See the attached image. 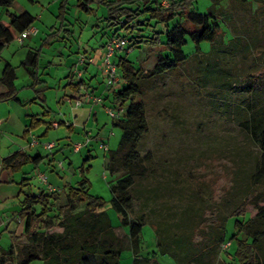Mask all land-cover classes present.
<instances>
[{
	"label": "trees",
	"instance_id": "16d2710c",
	"mask_svg": "<svg viewBox=\"0 0 264 264\" xmlns=\"http://www.w3.org/2000/svg\"><path fill=\"white\" fill-rule=\"evenodd\" d=\"M14 1L0 0V7L9 20L6 24L0 21V54L18 34L31 28L36 21L35 16L28 12L10 13ZM28 1L32 3V0ZM230 1L243 6L252 1L264 3V0ZM195 2L170 0L169 6L164 8L159 0H76L77 8L87 15H96V9L100 7L106 10L100 20L103 22L101 38L106 42L103 40L99 47L105 49L107 41L115 37L127 40L126 53L145 44L152 48L163 46L167 52L162 55L158 51L154 67L147 71L136 68L120 56L112 58L119 80L117 86L110 87L113 88L111 108H123L126 103L128 106L123 118L112 119L113 126L120 128L121 137L117 148L106 152L104 167L111 177L108 183L109 204L119 216V227L124 234L112 226L104 209L107 201L89 193L90 182L86 177H80L63 193L40 190L36 195L31 191V179L22 178L19 185L23 199L18 217L24 222V227L19 236L12 237L16 242L25 241L26 245L17 248L19 262L14 260L13 244L7 250L0 248V264H31L34 261L42 264H119L126 249L132 254L131 264H160L158 255H168L176 264H264V76H257L242 86L239 93L245 98L236 106L239 115L237 125L259 154L245 179H242L240 164L232 162L224 186L219 189L212 187L210 201L194 193L189 194L186 202L184 196L177 199L179 203L173 202L171 198L179 194V190H174V180H158L151 165L152 154L141 152L149 126L145 104L138 99L144 96V85L150 79L174 72L190 62L183 52L186 36L198 52L202 43L211 44V58L207 62L196 55L205 83L219 89L232 87L230 74L221 68L216 57L225 45L224 31L215 16L216 10L199 14L192 10ZM91 4H95L96 9L90 7ZM66 5V1L60 3V20H64ZM94 26L99 28L98 24ZM158 26L164 27L163 31H158ZM52 33L39 48L28 51L21 63L36 81L40 50L50 44ZM164 34L165 41L162 42ZM233 39L230 44L236 48L242 40L235 36ZM250 47L247 41L242 52ZM81 54L86 55V52ZM67 77V86L72 89L86 86L83 80L73 85L74 77L71 74ZM15 80V68L5 65L1 75L5 91L0 94V103L19 101ZM118 83L121 84L118 86ZM39 123L41 121L32 119L29 130L37 129ZM42 160L41 156L32 158L17 151L4 158L2 164L12 173H18L28 165L36 170ZM88 160L89 157L84 162ZM163 192L169 195V199L159 203ZM247 207H252L255 213L243 219L248 213ZM230 217H236V220L234 232L228 237L226 222ZM145 225L155 233L156 250L150 253H143L141 236ZM226 242H230V246L222 249Z\"/></svg>",
	"mask_w": 264,
	"mask_h": 264
},
{
	"label": "rangeland",
	"instance_id": "374dc122",
	"mask_svg": "<svg viewBox=\"0 0 264 264\" xmlns=\"http://www.w3.org/2000/svg\"><path fill=\"white\" fill-rule=\"evenodd\" d=\"M34 1L35 3L28 0H15L9 12L15 15L28 12L35 16L36 21L33 26L38 31L37 35L25 39L22 44L14 40L4 51L2 58L4 61H10L14 67H18L15 81L18 100L23 102L35 98V102L29 105L33 114L50 110L51 119L60 122L67 107L58 105L57 101L63 95V87L69 82L67 76L84 49L93 53L103 42L104 39L101 38L100 33L103 22L100 20L106 10L104 7L96 9V5L91 4L90 7L96 9V15L92 16L80 11L76 6V0ZM62 1L67 2L64 20L58 18ZM192 10L199 14H208L216 10L215 16L224 31L225 43L216 57L220 61L221 68L230 74L229 82L232 89H219L213 84L205 83L203 72L196 63V55L207 62L211 58V44L202 43L201 51L198 52L195 44L189 36H186L187 44L183 46V52L190 62L174 72L150 79L144 85V96L138 99L145 104L149 126L148 133L142 141L141 152L152 154L151 165L157 172L158 180H177V182L173 181V186L174 190H179V194L171 199L178 203L180 201L177 199H183L182 196H184L186 202L189 194L194 193L201 199L210 201L212 187L219 189L224 186L228 178L227 171L232 167V162L240 164L243 170L242 179H245L259 154L257 148L237 125L239 115L236 106L245 98L239 93L242 86L257 76H264V3L257 4L252 1L243 6L230 0H196ZM0 21L8 23V16L1 7ZM95 24H98L99 28H96ZM163 29L164 27H157L158 31ZM51 32L53 33L50 44L40 50L36 81L28 75L21 63L26 59L27 51L39 48ZM233 36L242 40L240 43H235L236 48L230 44L235 40ZM161 41H165V34L161 37ZM247 41L251 47L243 53V45L247 44ZM158 51L162 55L167 53L163 50V46L152 48L145 44L134 48L131 52L121 51L115 55L127 59L136 68L141 67L147 71L154 67ZM3 60L0 64L4 62ZM2 69L3 67L0 73ZM79 79L74 77L75 82ZM83 80L91 86L89 92L93 90L103 101L104 93L111 98L112 91L111 89L107 91L106 81L98 71L96 72L95 65L88 66L87 72L83 71ZM120 84L118 83V86ZM43 97L46 98V102L40 101ZM104 103L105 106L99 105L97 108L98 121L91 119L87 129L92 131L93 137H98L104 142L107 150H115L121 137V130L113 126V120L106 113V108L111 107L110 101L105 100ZM0 104L2 105L0 116L3 118V127L0 131L4 132L3 136H0V155H6L9 149H17L19 145H24L22 135L30 119L25 117L24 107L18 103ZM127 106V103L123 105L122 118ZM68 134L65 126L61 125L57 129H49L48 137L40 138V143L41 145L46 142L65 143L70 139ZM74 139L79 141L77 143H85L76 135L71 140L74 141ZM97 143L94 144L91 152L93 158L83 163L82 160L87 154L86 149H83L81 154H77L65 148L61 154L59 151L56 152V149L49 153L37 147L29 150V153L48 156L40 165L39 172L47 177L49 183L58 181L55 173L70 177L73 169L78 176L86 177L90 182L89 193L107 201L104 209L112 226L118 227L119 233L123 235L124 231L119 227V216L109 204L108 183L111 177L104 167L106 150H99ZM52 155L55 158V166L58 162H63L64 170L51 172L47 159H50ZM70 159L73 161L72 170L67 169ZM81 165H84L83 170ZM28 167H30L28 175L31 183L36 184L37 179L32 177L35 171L32 170V166ZM21 177L20 173H16L17 181ZM168 199L169 195L163 192L158 202L163 203ZM19 209V206L15 205L9 206L7 210H0V248L4 250L13 244L12 236H19L23 230V223H18ZM247 211L243 219L255 213L252 207H247ZM226 212L229 213L230 209ZM235 220L236 217H230L226 222L228 237L234 232ZM141 238L143 253L156 250L155 233L149 225L143 227ZM13 246H15L14 260L19 262L18 245L15 243ZM230 251L233 252V248ZM157 260L160 264H176L168 255H158ZM131 261L130 250H124L119 264H131ZM31 264H42V262L34 261Z\"/></svg>",
	"mask_w": 264,
	"mask_h": 264
},
{
	"label": "crops",
	"instance_id": "0c3cea01",
	"mask_svg": "<svg viewBox=\"0 0 264 264\" xmlns=\"http://www.w3.org/2000/svg\"><path fill=\"white\" fill-rule=\"evenodd\" d=\"M32 3H35V1L32 0ZM8 22H9V20H8ZM35 36H31V37H28L26 39H29V38H32ZM24 40H23V42H24ZM104 41L106 42V40H104ZM102 43H104V42H102ZM9 45H7L4 48V50L2 51V53L0 54V62L3 60L2 55ZM104 50H105L104 47H99V48L95 49L92 53V52H88V50L84 49V52H86V56L92 57L94 59V63L93 64H88V63L85 64L84 63V64L78 65V60H77V63L74 64L75 66L72 67L71 72L69 74H71L73 77L76 76V77L80 78L79 81L83 80V71L87 72L88 66L95 65L96 72L98 71L102 75L101 58L103 56ZM28 51H33V49H30ZM2 64H4L2 66L3 69H4L5 65H7V64L10 65L12 68H15V73H16V70L18 69V67H14L10 63V61H4ZM2 64H0V69L2 68L1 67ZM3 69L1 70V73H0V94L5 91V87L1 82V75H2ZM77 71L82 72L81 76H79L77 74ZM16 79H17V74H16ZM15 81H14V86H15ZM79 81H77V82H79ZM73 82H74L73 85L75 83H77V82H75L74 79H73ZM105 84H106V82H105ZM86 85L87 86L79 87L76 89H72L71 87H69L67 85L63 87V95L61 97H59L57 104L66 106L67 111H66V113L63 114L62 120L60 122L56 121L55 119H51L52 117H51L50 110H45V111H43V113H39V114L38 113L33 114L29 109V105L31 103L35 102V98L30 99V100H24L23 102L10 100V101L2 103V104H4V103L6 104V103H11V102H16L19 105L23 106L24 111H25V113H24L25 117L29 118L30 121H29V124H27V126L25 127L23 135H22V142L24 143V145H19L17 147V149H9V151L6 153V155H0V202H1L0 203V210L1 211L7 210L9 206L13 207L15 205H17V206L20 205V202L23 199V194L20 193L21 187H20L19 183L21 182L22 178H30L28 175L29 174L28 172L30 169V167H28V166H30V165L25 166L21 170V172H18L22 175V177L19 181H17L15 179L16 173H12L10 171V169L5 168L2 164V161L4 158H6L7 156H9V155H11L17 151L24 152L25 154H27L28 156H30L32 158L36 157V156H41L43 158V160L39 164L38 168L36 170H33L35 172L32 173L35 176V177L32 176L33 179H37L36 184L31 183V181H30V184H31V191L35 195L40 190L46 191V185L40 182V180L38 179V175L42 174L41 172H39V168H40V165L44 162L45 158L48 156L44 157L43 155H41L39 153L36 155H31L29 153V150L36 149L37 147H39V148L41 147L43 150H46L41 145V143L34 145V146H31V140H32L31 135L36 137L39 140V142H41L40 138H47L48 137L49 129H57L61 125H64L67 133H69L68 134L69 135L68 138H70L69 141H66L65 143L55 144L54 148L51 151L46 150L49 153H51L52 151H54L56 149V152L59 151L61 154H63L64 149L67 148L69 151L71 150L72 153L81 154L83 149H86L87 154H86L85 159L89 157V160H90L93 158L91 152L94 149V144L97 142H98L97 146H98L99 150H102V151L106 150V152L108 151L106 149V147L104 146V142L100 141L98 139V137H93L92 131L87 129L88 128L87 126L89 125L91 119L95 120L96 122L98 121L97 117H98L99 111L97 110V108L99 107V105L103 106L105 104L104 103L105 100L110 101V96L107 93H104V96H105L104 101L101 98L102 103H94L92 98L98 97V96H96V93L93 90L91 92H89L91 86H89V84H86ZM106 88H107V91H109V89H111V91H112V89H113V88L108 87L107 85H106ZM81 98L83 99L82 104L80 106H76L75 101L77 99H81ZM40 101L46 102V98L43 97L42 99H40ZM1 106L2 105L0 104V107ZM32 119H36V120L41 121V123H39L40 126L35 130H29V125H30V122ZM96 125H97V123H96ZM2 127H3V118L0 116V128H2ZM3 133H4L3 131H0V136H3ZM74 135H76L77 137H80L81 138L80 140L83 142H86V140L88 139V142L78 152H75L73 150V144H76L77 142H79V141H75V139H74V141L71 140ZM105 155H104V157H105ZM84 160H82V163L84 162ZM68 162H69L68 163L69 165H68L67 169L72 170V165H73L72 159H70ZM47 163H48L47 164L48 167L51 169V172L55 173L56 171L64 170L63 162H58V165L55 166L56 162H55V158L53 155L50 159H47ZM55 174L57 176L58 181L56 183H49L47 180V183L54 189V191H59L61 193L66 191L70 186H74L80 180V176H78V173L76 171H74V169L71 171L70 177H66L65 175H62L59 173L58 174L55 173ZM42 175H44V174H42ZM18 223L19 224L23 223V225H24V222L21 219L18 220ZM14 242L15 241L13 239V244L16 243L18 246L26 245L25 241H19V242H15V243Z\"/></svg>",
	"mask_w": 264,
	"mask_h": 264
},
{
	"label": "built area",
	"instance_id": "2783aa9c",
	"mask_svg": "<svg viewBox=\"0 0 264 264\" xmlns=\"http://www.w3.org/2000/svg\"><path fill=\"white\" fill-rule=\"evenodd\" d=\"M159 3H160V6L166 8L169 6L170 0H159ZM37 33H38L37 29L34 26H32L31 28L24 31L23 33L18 34L15 40L21 44L24 39L31 37V36H35ZM126 45H127V40L125 38L112 37L106 43L105 50L101 58V66H102L101 71L106 81V85L108 87L114 86L119 80L117 68L115 64L113 63L112 58L117 52L125 51ZM84 63L93 64L94 59L92 57H87L86 55L81 54L78 58V65L84 64ZM77 74L81 76L82 72L77 71ZM92 99L94 103H102V99L100 97H93ZM82 102H83L82 98L77 99L75 101V105L80 106ZM106 113L111 119L116 120L122 116L123 108L120 106L119 107L117 106L116 108H111V107L106 108ZM31 136H32L31 146H34L40 143L36 137H34L33 135ZM87 142H88V139L86 140L84 144H80V143L73 144V150L75 152H78L82 148V146L85 145ZM42 146L46 150L51 151L54 148L55 143L46 142V143H42ZM38 179L40 180L41 183L46 185V190L48 192L54 191V189L47 183V178L45 175H42V174L38 175ZM229 246H230V242H226L222 245V249H227Z\"/></svg>",
	"mask_w": 264,
	"mask_h": 264
}]
</instances>
